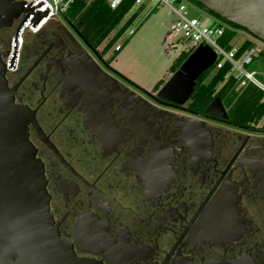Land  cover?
Returning <instances> with one entry per match:
<instances>
[{
  "label": "flooded vegetation",
  "instance_id": "obj_1",
  "mask_svg": "<svg viewBox=\"0 0 264 264\" xmlns=\"http://www.w3.org/2000/svg\"><path fill=\"white\" fill-rule=\"evenodd\" d=\"M23 20L0 29L8 86L30 111L50 213L77 256L264 264V116L236 118L223 98L229 117L207 115L202 75L185 103L165 99L183 62L146 89L82 29L57 18L21 34ZM15 249L0 239V264H28Z\"/></svg>",
  "mask_w": 264,
  "mask_h": 264
},
{
  "label": "water",
  "instance_id": "obj_2",
  "mask_svg": "<svg viewBox=\"0 0 264 264\" xmlns=\"http://www.w3.org/2000/svg\"><path fill=\"white\" fill-rule=\"evenodd\" d=\"M205 10L235 23L264 41V0H195ZM26 14L34 25L46 12H38L26 0H0V29L11 27ZM19 32V31H18ZM18 35L16 36V39ZM17 41V40H16ZM217 54L209 45H199L164 84L159 96L185 103L197 79L213 66ZM7 66L0 49V239L12 245L15 253L26 252L28 264H103L79 257L73 245L59 233L49 208L44 165L36 156L29 138L30 111L15 102L8 86ZM211 116L229 117L223 100L217 96L206 108ZM262 130V129H260ZM25 255V254H24ZM26 262V259H23Z\"/></svg>",
  "mask_w": 264,
  "mask_h": 264
},
{
  "label": "rangeland",
  "instance_id": "obj_3",
  "mask_svg": "<svg viewBox=\"0 0 264 264\" xmlns=\"http://www.w3.org/2000/svg\"><path fill=\"white\" fill-rule=\"evenodd\" d=\"M86 1L90 3L92 0ZM156 2V0L154 2L146 1L144 5L132 8L114 30L113 35H117L114 42L106 47H104L106 44L104 42L98 47L105 61L114 69L146 89H153L165 82L170 77V69L176 58L182 51H188L194 46L191 40H182L178 36L174 37L170 34V27L176 19V14L167 4L157 5ZM185 2L188 5L190 16L209 20L210 24H222L231 28L229 24L218 19L192 0H185ZM57 18L70 28L74 26L81 29L75 18H68L66 15H58ZM232 29L235 31L231 41L233 46L240 47L248 41L252 45L264 48V41L251 32L242 28L233 27ZM118 45L121 47L120 50H116ZM261 60L264 61V56L247 65V69L262 70L259 63ZM213 72L214 66L206 70L207 75H211ZM257 76L264 81L261 75ZM242 80H246L245 77L242 76L238 82ZM250 86L249 82L244 87H235V103L238 102L236 100L241 92Z\"/></svg>",
  "mask_w": 264,
  "mask_h": 264
},
{
  "label": "trees",
  "instance_id": "obj_4",
  "mask_svg": "<svg viewBox=\"0 0 264 264\" xmlns=\"http://www.w3.org/2000/svg\"><path fill=\"white\" fill-rule=\"evenodd\" d=\"M192 1L203 7L200 2ZM133 4L134 0H123L118 7L112 8L108 0H92L90 3H87L86 0H75L65 15L68 18L77 19V23L80 25L84 34L95 46H100L106 42L104 44V47H106L116 39L117 35H113V32L126 13L132 9ZM208 11L231 26V28L226 27V34L222 38L223 44L226 47H230L235 34L232 28H244L222 18L211 10ZM250 45L247 41L240 46V50L243 51ZM193 50L192 48L188 51H182L174 61L172 70H175L179 64L184 62ZM229 69L230 67L226 65L221 69L215 70L214 65V72L211 75H207L206 71L202 74L203 80L196 90L198 94L196 102L199 103L202 109L208 107L217 96L223 98L226 103L231 105L236 104L234 102L235 87L239 84L238 79L230 77L227 82L220 85ZM236 101H238V104L233 113L236 118L246 119L253 116L261 118L264 116V92L256 86L251 84L250 87H247L245 91L241 92Z\"/></svg>",
  "mask_w": 264,
  "mask_h": 264
},
{
  "label": "built area",
  "instance_id": "obj_5",
  "mask_svg": "<svg viewBox=\"0 0 264 264\" xmlns=\"http://www.w3.org/2000/svg\"><path fill=\"white\" fill-rule=\"evenodd\" d=\"M38 12H46L38 24L34 25L33 19L35 14L25 20L21 30V34L25 32H37L42 26L46 25L52 20L57 19L58 15H65L75 0H26ZM123 0H108L112 8L118 7ZM146 1L154 2L155 0H134L133 7L142 6ZM156 4H167L171 10L176 14V19L170 27V34L178 36L179 39L191 40L194 43L192 47L195 49L199 45H209L217 54L216 60L213 64L215 70L221 69L228 65L230 69L225 75L222 84L227 82L230 77L240 79L242 76L246 80L239 82V88L252 84L264 92V81L257 75H261L264 80V61L261 60L260 66L262 70H248L247 65L252 64L256 59L264 56V48L257 45H250L243 51L239 46L226 47L223 44L222 38L226 34V27L222 24H210L209 20H201L197 16H190L188 5L185 0H156ZM24 18L26 14H22ZM20 40L22 37L20 36ZM191 48V49H192ZM118 45L116 50H120Z\"/></svg>",
  "mask_w": 264,
  "mask_h": 264
}]
</instances>
